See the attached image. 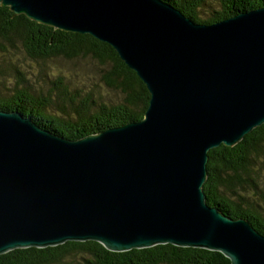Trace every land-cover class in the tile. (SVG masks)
Wrapping results in <instances>:
<instances>
[{
	"label": "water",
	"instance_id": "95a60500",
	"mask_svg": "<svg viewBox=\"0 0 264 264\" xmlns=\"http://www.w3.org/2000/svg\"><path fill=\"white\" fill-rule=\"evenodd\" d=\"M112 46L146 85L140 121L72 140L0 111V255L94 241L264 264V235L210 206V150L264 125V7L195 23L164 0H0Z\"/></svg>",
	"mask_w": 264,
	"mask_h": 264
},
{
	"label": "trees",
	"instance_id": "16d2710c",
	"mask_svg": "<svg viewBox=\"0 0 264 264\" xmlns=\"http://www.w3.org/2000/svg\"><path fill=\"white\" fill-rule=\"evenodd\" d=\"M164 1L199 24L216 23L264 7V0H210L218 8L205 18L199 16V11L208 0ZM17 47L36 61L91 57L101 66L110 64L109 70L104 69L105 83L123 93V100L109 106L88 97L82 106L74 99L66 106L64 100L56 102L50 93L36 92L27 86L14 89L9 95L3 78L0 80V111L19 112L38 126L72 140L144 118L150 102L147 87L107 43L91 35L39 24L25 15L14 16L9 7L0 5V53L7 54L9 49ZM55 108L58 112H53ZM208 156V178L203 186L208 204L234 219L249 220L264 235V196L257 195L259 204L250 199L251 192L258 190L257 177L264 175V125L234 147L221 145L210 150ZM0 264H231V261L217 251L171 244L112 252L100 243L88 241L16 249L0 255Z\"/></svg>",
	"mask_w": 264,
	"mask_h": 264
},
{
	"label": "rangeland",
	"instance_id": "374dc122",
	"mask_svg": "<svg viewBox=\"0 0 264 264\" xmlns=\"http://www.w3.org/2000/svg\"><path fill=\"white\" fill-rule=\"evenodd\" d=\"M217 6L208 0L199 11V16L206 18ZM109 67L110 64L101 66L91 57L73 60L59 57L36 61L29 58L20 47L9 49L7 54L0 53V80H6V92L9 95L13 94L14 89L27 86L36 92L50 93L56 102L64 100L66 106L73 99L77 100L75 103L78 106H82L88 97L109 106L120 103L124 94L109 88L103 77L104 69L107 71ZM53 112H58V108ZM256 180L258 190L251 192L250 199L259 204L257 195L264 196V175L258 176Z\"/></svg>",
	"mask_w": 264,
	"mask_h": 264
}]
</instances>
